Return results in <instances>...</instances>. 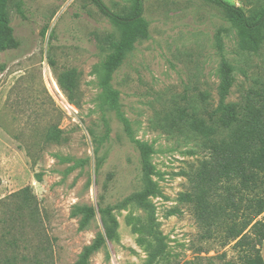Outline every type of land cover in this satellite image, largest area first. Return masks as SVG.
Segmentation results:
<instances>
[{"label": "rangeland", "instance_id": "374dc122", "mask_svg": "<svg viewBox=\"0 0 264 264\" xmlns=\"http://www.w3.org/2000/svg\"><path fill=\"white\" fill-rule=\"evenodd\" d=\"M102 1L119 13L134 3ZM226 1L250 18L264 8V0ZM8 14L21 44L0 51V264H74L105 232L106 206L114 207L116 235L90 264H243L245 249L224 233L204 238L184 200L206 149L164 125L176 108L200 105L202 94L218 104L223 61L234 75L227 102H238L255 78L264 80V46L242 49L238 29L207 0H145L148 36L110 80L117 110L103 62L113 50L108 37L119 41L120 31L93 0H8ZM72 69L74 101L59 81ZM132 139L153 147V191L124 204L147 186ZM78 206L96 210L86 225Z\"/></svg>", "mask_w": 264, "mask_h": 264}, {"label": "trees", "instance_id": "16d2710c", "mask_svg": "<svg viewBox=\"0 0 264 264\" xmlns=\"http://www.w3.org/2000/svg\"><path fill=\"white\" fill-rule=\"evenodd\" d=\"M207 1L221 7L227 20L238 29L242 49L260 52L264 46V8L250 18L242 7L226 0ZM93 2L120 31L119 41L108 37L113 50L103 62L107 96L112 107L118 110V92L111 90L110 80L137 38L148 36V25L143 18L145 0H134L127 13L112 11L102 0ZM18 10L23 14L22 6L19 5ZM20 44L9 18L8 0H0V51L17 49ZM221 76L217 105L208 103L207 95L202 94V103L192 106L190 111L186 107L172 111L164 128L170 132L173 127L190 132L208 153L191 179V190L184 195L204 231L202 236L211 238L224 233L227 242L235 241L236 246L245 249L243 264H264L260 247L264 242V221L259 219L264 212V80L255 78L238 102H227L234 84L233 67L227 61L222 62ZM59 81L70 100L74 101L78 86L76 71L65 72ZM119 117L130 133L128 119L120 112ZM132 140L139 152L147 186L127 198L124 204L134 199L144 201L153 191L150 162L153 147L138 139ZM1 183L0 178V186ZM25 199L30 202V195H25ZM113 210L112 206L99 210L104 217L105 232L84 247L74 264H90L92 255L115 237L118 221ZM74 213H83L81 223L86 225L96 210L90 206H78Z\"/></svg>", "mask_w": 264, "mask_h": 264}]
</instances>
